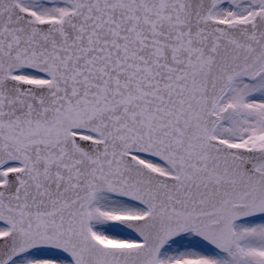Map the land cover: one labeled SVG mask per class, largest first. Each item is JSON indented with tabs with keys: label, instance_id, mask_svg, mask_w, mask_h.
Instances as JSON below:
<instances>
[{
	"label": "snow or ice",
	"instance_id": "6c2138e0",
	"mask_svg": "<svg viewBox=\"0 0 264 264\" xmlns=\"http://www.w3.org/2000/svg\"><path fill=\"white\" fill-rule=\"evenodd\" d=\"M0 264H264V0H0Z\"/></svg>",
	"mask_w": 264,
	"mask_h": 264
}]
</instances>
